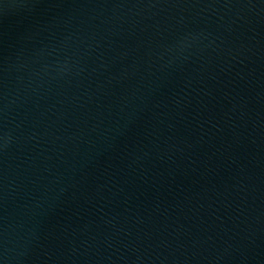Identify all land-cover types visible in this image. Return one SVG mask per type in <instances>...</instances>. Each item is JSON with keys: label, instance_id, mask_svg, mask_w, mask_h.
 <instances>
[{"label": "water", "instance_id": "1", "mask_svg": "<svg viewBox=\"0 0 264 264\" xmlns=\"http://www.w3.org/2000/svg\"><path fill=\"white\" fill-rule=\"evenodd\" d=\"M0 264H264V0H0Z\"/></svg>", "mask_w": 264, "mask_h": 264}]
</instances>
